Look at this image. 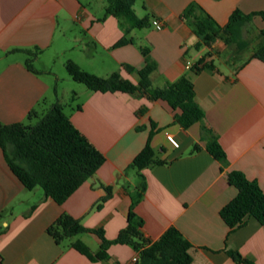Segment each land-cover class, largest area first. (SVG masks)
<instances>
[{
    "label": "crops",
    "instance_id": "0c3cea01",
    "mask_svg": "<svg viewBox=\"0 0 264 264\" xmlns=\"http://www.w3.org/2000/svg\"><path fill=\"white\" fill-rule=\"evenodd\" d=\"M193 3L219 25L236 9L243 14L264 12V0H136V16L148 15L149 25L130 32L132 43L115 47L124 32L115 17L104 16V0H0V123H21L29 112H43L45 105L58 103L105 157L91 178L57 204L39 188L25 189L0 149L2 264H138V259L133 261L138 252L130 245L112 243L105 261H91L70 243L80 240L96 253L101 241L95 234L81 233L57 244L46 230L67 214L113 241L127 224L138 184L136 171L128 166L150 133L156 159L166 163L140 171L145 191L133 212L142 220L144 238L153 243L175 227L192 245L190 264H234L228 251L252 264H264V224L247 217L242 226L229 232L219 215L237 194L228 183L230 171L241 172L264 191V63L251 59L238 68L244 61L235 66L226 62L223 68L216 65L213 71L190 73L198 57L219 45L217 40L209 47L193 48L196 38L181 19ZM253 22L264 29L260 17L255 16ZM78 48L79 55L69 57L64 65L72 61L99 77L119 72L133 83L145 64L141 49L147 48L156 63L152 86L161 88L186 75L203 115L183 128L162 101L87 88L71 93L70 101L78 100L74 106L60 103L57 95L49 97L50 79L33 66L29 70L26 61L32 59V65L56 77L49 61ZM123 65L135 71L127 73ZM34 117H39L38 112ZM215 142L225 153L224 167L207 151ZM105 187L111 195L97 208Z\"/></svg>",
    "mask_w": 264,
    "mask_h": 264
},
{
    "label": "trees",
    "instance_id": "16d2710c",
    "mask_svg": "<svg viewBox=\"0 0 264 264\" xmlns=\"http://www.w3.org/2000/svg\"><path fill=\"white\" fill-rule=\"evenodd\" d=\"M135 1L104 0V16L115 17L124 32V36L115 44V47L132 43L133 40L129 37L130 32L149 25L148 15L143 18L136 16L133 10ZM255 16L264 21V12L243 14L236 9L224 25H219L200 6L193 3L184 11L181 19L186 21L192 29L196 38L193 44L195 50L209 47L219 40L225 47L232 45L236 47L231 56L235 60L238 54L249 46L243 38L244 28ZM258 37L260 42L252 47L250 57L238 68L251 59L264 63V29L258 32ZM141 54L145 64L137 71L136 83L122 77L119 72H114L107 77L96 76L84 71L72 61H67L65 68L72 80L83 84L91 91L122 92L143 96L151 101H162L174 111V121L181 127L188 128L197 122L203 112L195 100L189 78L183 75L164 87H153L150 77L156 70V63L150 57L147 48L141 49ZM215 59L213 52H206L191 64L190 73L197 75L202 71L215 70ZM31 63L32 59L26 61L29 70H32ZM229 63L236 65L234 61ZM123 68L127 73L135 71L129 65H123ZM34 116L36 112L31 111L28 119ZM151 135L152 133L145 146L128 166V169L136 171L138 184L131 196L132 204L127 224L119 231L117 237L113 241H108L101 230L86 229L78 220L62 214L46 230L55 243L60 244L76 235L89 232L95 234L101 241L98 252L92 253L80 240L71 242L70 247L91 261H105L107 247L112 243H118L130 245L138 252V264L191 263L192 245L175 227H169L157 241L149 243L141 233L142 220L133 212V206L143 197L145 191V182L140 171L166 163L156 159L150 145ZM197 148L195 146V149ZM0 149L9 169L25 189L31 191L39 188L45 197L51 198L57 204H62L84 181L91 178L105 161L104 155L77 130L64 113L63 106L58 103H54L34 125L0 123ZM207 151L221 166L227 165L225 153L218 143L210 144ZM227 179L228 183L237 189L235 197L219 212L221 219L229 227V232L242 226L247 217H252L260 224H264V191L257 182L247 179L244 174L235 170L228 173ZM104 190L106 194L96 203L97 208L111 195L110 188L105 187ZM227 253L234 264H252L235 251Z\"/></svg>",
    "mask_w": 264,
    "mask_h": 264
},
{
    "label": "rangeland",
    "instance_id": "374dc122",
    "mask_svg": "<svg viewBox=\"0 0 264 264\" xmlns=\"http://www.w3.org/2000/svg\"><path fill=\"white\" fill-rule=\"evenodd\" d=\"M260 30L261 29L259 28V26L256 25L253 22V20L245 25L243 38L249 43V46L246 50L240 52L235 60L231 56H232L233 51L236 50V47L234 45L230 47H225L224 44L218 40L217 42L219 44L218 45L219 47L215 46L211 50V52H213L215 55V58H216L215 63L217 67L223 68L224 67L223 63L231 62V61H234L236 62L235 64L239 65L240 63L248 59L251 55L252 47L260 42V39L258 37V32ZM77 54L79 55V48L73 50L71 53H67L64 57H60L59 59L49 61L48 63L49 70L55 74L57 79H55L56 77H52L51 75H48L46 72H43L39 66L35 64L32 65L36 70L39 71L41 76H43L44 78H47L48 81L50 79L49 83H51V85L54 86V88L53 86L51 88L49 97L54 98V96L57 95L60 103H63V104L66 103L72 106H74L78 102V100H74L73 102H71L69 99V97H71V93L73 91L79 92L83 89L86 90V87L83 84L72 80V78L67 73V70L64 65L65 61L69 57H77L78 56ZM48 107L50 106L45 105L43 112H40L36 109L39 114L38 118H35V117H32L31 119L26 118L21 123L25 125L36 124L39 121V119L42 117V115H44V113L47 111V109H49ZM65 107H66L65 111H68L67 110L68 106L66 105Z\"/></svg>",
    "mask_w": 264,
    "mask_h": 264
},
{
    "label": "built area",
    "instance_id": "2783aa9c",
    "mask_svg": "<svg viewBox=\"0 0 264 264\" xmlns=\"http://www.w3.org/2000/svg\"><path fill=\"white\" fill-rule=\"evenodd\" d=\"M153 25H155V26H159L160 24H159V22H157V21H153ZM167 140H168L173 146H175V147L178 146V143L175 141V139H174L172 136L167 135ZM137 259H138V255H137L135 258H133V261H137ZM0 264H2V258H1V256H0Z\"/></svg>",
    "mask_w": 264,
    "mask_h": 264
}]
</instances>
